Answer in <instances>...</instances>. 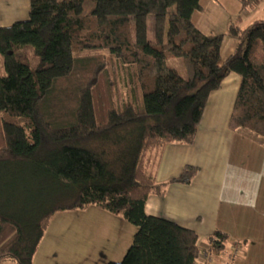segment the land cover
<instances>
[{"label":"trees","instance_id":"1","mask_svg":"<svg viewBox=\"0 0 264 264\" xmlns=\"http://www.w3.org/2000/svg\"><path fill=\"white\" fill-rule=\"evenodd\" d=\"M249 11L262 0H238ZM201 0H30V17L0 26V262L35 264L51 219L96 205L136 225L122 260L206 264L199 234L150 215L165 192V146L195 141L210 94L241 76L229 126L264 142V18L206 33ZM153 17V38L148 17ZM33 49L39 57H32ZM183 58L186 76L169 64ZM186 164L172 180L190 182ZM216 230L208 252L228 249ZM229 254V253H228Z\"/></svg>","mask_w":264,"mask_h":264},{"label":"crops","instance_id":"2","mask_svg":"<svg viewBox=\"0 0 264 264\" xmlns=\"http://www.w3.org/2000/svg\"><path fill=\"white\" fill-rule=\"evenodd\" d=\"M201 2L203 8L196 11L200 15L194 13L193 21L206 33H219L211 28L213 22L209 18L212 16H216L218 20H228L229 25L237 17L241 19L246 12L241 10V4L237 0H226L227 4L224 0ZM8 12V4L0 0V26L12 23ZM203 13L206 14L205 17L201 15ZM227 43H222V61L234 51L237 40L229 45ZM240 83L241 76L231 72L224 78L220 88L210 94L193 143L173 142L165 146L156 172L157 181L166 183L165 192L152 194L146 203L148 214L174 220L195 230L200 237L201 257L204 261V254L210 247L215 231L225 232L229 238L228 249L222 254L211 253L212 264H264V238H261L264 237V214H260L259 219L254 218L253 214H238L239 202L235 191H232V185L240 175L245 174L246 167L247 180L249 179L246 187L252 192V197L247 196L240 203L252 208V203L256 205L254 197L260 185V175L264 174L263 140L252 132H236L229 126ZM186 164L198 167L192 180L188 183L172 180L182 172ZM261 203L264 200L259 202ZM59 219L60 225L71 224L69 227L72 229L69 233L61 232L62 243L54 237L59 232H46L34 258L35 264H72L73 259L86 255L89 247L100 248L104 254L102 259L95 262L90 260L87 264H105L118 259L112 257L125 255L127 246L121 241V236L112 239L120 228L119 223L130 226L129 221H124L120 216L107 215L103 211L94 214L92 211L91 215H86V224L80 222L79 225L78 214L64 215ZM100 220L103 223L95 228L96 222ZM50 226L51 223L48 228ZM136 230L132 229V233ZM236 249L237 253L233 255L231 262V254Z\"/></svg>","mask_w":264,"mask_h":264},{"label":"rangeland","instance_id":"3","mask_svg":"<svg viewBox=\"0 0 264 264\" xmlns=\"http://www.w3.org/2000/svg\"><path fill=\"white\" fill-rule=\"evenodd\" d=\"M4 2H6L8 4V7H9L8 16L11 19L12 23H14L16 20H26L30 17V0H4ZM224 2L226 3V0H224ZM227 6L230 7V5H227ZM207 10H210V9L208 8ZM211 11H213V10H211ZM196 13H197L196 14L197 16L200 15L199 12H196ZM201 15H203L204 17L206 16V14H204V13ZM207 15H208V13H207ZM200 17H202V16H199V18ZM1 18H2V16L0 14V19ZM259 18H264V0H262L252 10L246 11L243 14V17L240 20L241 26H246L247 24L251 23L253 20L259 19ZM209 19L211 22H213L211 25L212 29L215 28L214 30H217L219 33H225L224 40H223L224 43L228 42L227 45H229L232 41H235V39L227 33V29L229 26L228 20H225V19H219L218 20V19H216V16H215V18L212 16ZM12 23H10V24H12ZM10 24H7V25H10ZM148 25H149V37L153 38V29H152L153 17L152 16L148 17ZM30 50L32 52V57H35L36 62L39 61V57H37L35 55L33 49H30ZM169 64L171 66L176 67L182 75L186 76V69H185L183 58H181V57L171 58L169 60ZM244 169H245V174L240 175L237 179V182L234 185H232V191L233 190L235 191V197L237 198V200L239 202V203H237V213L238 214L240 213V215L241 214H243V215L253 214L254 218L259 219L261 217L260 214H264V203L259 204V202L264 200V182H263L264 174L261 173V175H260V179H261L260 185H258V188L256 190V194L254 197V201H255L256 205H254L252 203V208H251L247 204L242 205L240 203L241 200L242 199L245 200V198H247V196H248V198L252 197V192L250 193V190L248 189V187H246V184L249 180V179L247 180V176H246L247 168L244 167ZM249 178H251V177H249ZM232 198H233V195H232ZM259 199L261 201H259ZM85 209H88V210H85ZM99 209H101V208L92 204V205H89L88 207H86L84 209H73V210L59 211L56 214V216H54L56 218L53 217L51 219V221H52V222H50L51 226L49 228H47L46 232L49 234L59 232L58 235L57 236L54 235V237H56V239L61 241V243H62L63 242V237H62L63 231L69 233V231L72 229V228H70L71 224H67L65 226L59 224V223H61L59 218L61 216H64V215L69 216V215L78 214V216H79V220H77L78 225L80 222L86 224V222H87L86 221V215H91L92 211H94V214H96L97 211H103L107 215H112V216L118 215L122 219H125L120 214H114V213L108 212L104 209H102V210H99ZM124 221H127V220H124ZM102 223H103V221H101V220L96 222L95 228L96 227L98 228L99 226H101ZM128 223L130 226L121 225L119 223L120 228H118L117 233L112 237V239L115 240L121 236V241L125 242V244L127 246L126 247L127 250L133 242V239L135 236V233H134L135 228L137 229L136 225H134L130 222H128ZM131 228L134 229L133 233H132ZM127 232H129V233H127ZM261 238H264V237H261ZM257 240L259 241V239H257ZM103 254H104V252L102 249L97 248V247H89L86 255L83 254V257L75 258L71 262H72V264H87V262H89L90 260H94V262H95V260H98L100 258L102 259ZM123 256L124 255H122L121 257L119 256V257H112V258H118V259H114L113 261H120V260H122ZM95 257H97V258L94 259ZM233 259H234V257H231V262ZM101 262H102V260H101ZM3 263L7 264V262H3ZM9 263H13V262L9 261Z\"/></svg>","mask_w":264,"mask_h":264},{"label":"built area","instance_id":"4","mask_svg":"<svg viewBox=\"0 0 264 264\" xmlns=\"http://www.w3.org/2000/svg\"><path fill=\"white\" fill-rule=\"evenodd\" d=\"M237 253V249L236 250H234V253H232L231 254V257H233V255H235ZM211 253L210 252H205V254H204V256H205V258H206V264H212V260H211ZM230 257V258H231Z\"/></svg>","mask_w":264,"mask_h":264}]
</instances>
